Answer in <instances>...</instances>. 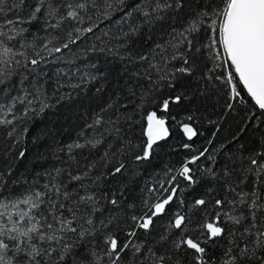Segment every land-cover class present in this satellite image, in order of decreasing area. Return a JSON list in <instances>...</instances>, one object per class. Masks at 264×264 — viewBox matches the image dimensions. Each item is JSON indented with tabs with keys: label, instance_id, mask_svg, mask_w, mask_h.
<instances>
[{
	"label": "trees",
	"instance_id": "1",
	"mask_svg": "<svg viewBox=\"0 0 264 264\" xmlns=\"http://www.w3.org/2000/svg\"><path fill=\"white\" fill-rule=\"evenodd\" d=\"M229 2L0 0V264H264Z\"/></svg>",
	"mask_w": 264,
	"mask_h": 264
},
{
	"label": "water",
	"instance_id": "2",
	"mask_svg": "<svg viewBox=\"0 0 264 264\" xmlns=\"http://www.w3.org/2000/svg\"><path fill=\"white\" fill-rule=\"evenodd\" d=\"M221 33L224 51L242 87L264 109V0H230ZM147 134L154 140L165 138L166 123L150 115Z\"/></svg>",
	"mask_w": 264,
	"mask_h": 264
},
{
	"label": "rangeland",
	"instance_id": "3",
	"mask_svg": "<svg viewBox=\"0 0 264 264\" xmlns=\"http://www.w3.org/2000/svg\"><path fill=\"white\" fill-rule=\"evenodd\" d=\"M151 115H155V114H151ZM162 120V119H161ZM163 121V120H162ZM153 138H148V144H147V148H146V153H148V150H149V146L150 144L153 142ZM166 202V199H163L159 202H157L154 207H153V214H158L160 213L163 208H164V204ZM151 221V217L150 216H147L146 218L143 219V225L144 226H148L149 223Z\"/></svg>",
	"mask_w": 264,
	"mask_h": 264
}]
</instances>
